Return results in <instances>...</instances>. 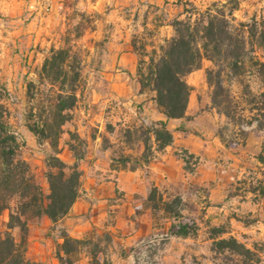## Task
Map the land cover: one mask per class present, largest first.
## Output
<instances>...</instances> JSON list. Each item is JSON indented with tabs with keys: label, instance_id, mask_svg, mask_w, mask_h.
<instances>
[{
	"label": "rangeland",
	"instance_id": "1",
	"mask_svg": "<svg viewBox=\"0 0 264 264\" xmlns=\"http://www.w3.org/2000/svg\"><path fill=\"white\" fill-rule=\"evenodd\" d=\"M175 1L0 0V94L9 110L8 120L19 134V158L29 162L46 194L50 193L46 171L51 155L72 164L77 155L84 154L85 159L90 146L96 142L104 146L115 143L117 154L113 165H116V160L124 159L118 139L124 138L127 144L135 146L139 140L149 137L151 121L143 120V124L137 114L125 119L117 112L119 102L113 97L111 78L122 68L121 54L127 48L133 49L139 64L144 57L142 53L152 51L153 43L157 47L165 44L159 36L154 37L156 31L147 23L167 17L171 9L176 11ZM221 1L229 2V7L239 4L235 16L237 21L247 24L244 31L249 40L246 69L235 75L227 67L223 72L224 84L231 99L242 106H249L248 100L255 99L263 107L264 123V67L257 62H264V0ZM187 2L191 8L192 3ZM212 2L207 0L204 5ZM58 48H67L76 56L75 67L80 71L77 101L72 109L64 111L71 117L63 124L62 117L57 115L58 86H52L42 77L46 59ZM202 68V72L187 76L188 82L192 79L200 83L192 86L199 89L198 96L194 92V99L201 104L199 111H217V134L222 130L230 139L237 130L233 131V125L225 129L229 118L214 106V86L207 79V70H217L219 66L205 58ZM136 73L138 77V70ZM257 126L255 122L246 127V139L237 148L226 146L232 155L227 161L225 175L229 182L225 200H218L217 196L210 198L215 182L198 184L188 178L193 172H187V179L166 188L169 194L179 193L193 205L191 213L199 224L196 235H171L172 219L162 210L152 209L146 198L140 196L134 203V214L126 215L123 227L113 231L115 241L106 248L102 263L247 264L242 256L216 247L218 239L233 236L255 251L251 264H264V195L256 190L261 182L264 184V126L260 129ZM148 144L152 154L153 144L151 141ZM83 159L79 160L80 168L85 163ZM195 161L194 158L192 163ZM137 163L135 159L132 166ZM122 194V190L116 191L118 197ZM112 204H115L114 198L109 200L110 207L101 224L88 221L81 235L75 237L112 231L109 227L117 220ZM85 216L91 219V211ZM44 217L29 221L27 256L35 264H60L57 244L63 241L65 231L74 235L69 232L67 219L42 230ZM147 219L152 220L156 229L152 234L142 235L140 228L143 229ZM14 234L17 239L21 238L19 228L14 229ZM79 264H89L88 258L83 257Z\"/></svg>",
	"mask_w": 264,
	"mask_h": 264
},
{
	"label": "trees",
	"instance_id": "2",
	"mask_svg": "<svg viewBox=\"0 0 264 264\" xmlns=\"http://www.w3.org/2000/svg\"><path fill=\"white\" fill-rule=\"evenodd\" d=\"M237 9L239 4L229 7V2L223 3L221 0L212 2L206 9L192 4L191 8H185V18L173 20L175 33L165 44L142 53L144 57L138 66L142 90L155 92L157 105L167 117V120L152 121L150 135L145 139V159L151 156L148 145L151 134L155 137L158 151L173 144L175 135L168 121L186 116L193 90L187 76L202 68L205 58L215 61L219 66L217 70H207L208 82L214 86L213 104L229 118L225 129L233 125V131L237 130L230 139L224 131L219 130L218 135L223 143L228 148H237L246 139V127L255 122L259 129L264 126L261 117L263 107L255 99L248 100L249 106L234 102L224 84V70L229 67L233 74H242L249 57V40L244 31L247 24L237 21ZM76 60V56L71 55L67 48L53 49L42 68L43 79L52 86H58L56 106L57 115L62 117L61 124L71 117L69 112L64 111L72 109L77 101L80 71L75 67ZM257 62L264 67V62ZM246 111L250 114L245 115ZM8 114L9 110L0 94V264H35L27 256L29 221L47 216L57 223L69 214L81 195L82 171L79 160L84 158V154L77 155L72 164L58 155L49 157L46 177L50 193L46 194L29 162L19 158V134L9 122ZM42 132L46 133V130L42 129ZM240 135L244 137L241 139L238 137ZM180 154L185 162V170L194 172L199 157L185 149ZM194 158L196 161L192 163ZM256 190L264 195V184L261 182ZM146 201L152 209L162 210L172 219L169 226L171 235L189 237L198 233L199 224L191 213L193 205L181 194H169L154 186ZM16 228L21 231L20 239L14 234ZM115 237L113 231L102 235L95 232L84 238L65 231L63 241L57 244L56 256L60 264H79L83 257L88 258L89 264H108L106 261L102 263V255L114 243ZM215 245L220 251L242 256L247 264L255 260V251L233 236L222 237L215 241Z\"/></svg>",
	"mask_w": 264,
	"mask_h": 264
},
{
	"label": "crops",
	"instance_id": "3",
	"mask_svg": "<svg viewBox=\"0 0 264 264\" xmlns=\"http://www.w3.org/2000/svg\"><path fill=\"white\" fill-rule=\"evenodd\" d=\"M187 1L201 9L208 7L205 6L207 0H176V11L171 9L166 14L167 17L147 23L155 29V38L159 36L160 40L166 43L174 35L172 20L187 14L185 13V8L188 7ZM152 46L156 44L153 43ZM119 64L122 68H119L111 78L114 90L112 94L119 102L117 104L119 115L128 119L137 114L143 124V120L151 122L167 120L157 105L155 92L151 91L150 94V90H142V84L136 73L139 66L138 59L131 47L121 54ZM202 70L203 68H200L188 76H194L195 72H202ZM189 83L193 87L200 86V83L193 82L192 79ZM194 92L198 96L199 89H193L186 116L168 121V126L175 135L173 144L158 151L155 137L151 134L149 141L153 146L152 154L148 159L144 158L147 149L144 140H139L135 146H132L127 144L124 138L118 139L122 144L121 156L124 159L116 160V165H113L115 154H117L114 148L115 143L104 146L96 142L90 146L88 156L83 159L85 163L81 166L83 172L81 195L69 214L62 219H67L71 234L80 236L88 221L101 224L106 219L111 198L115 201L111 207L116 208L117 220L109 228L114 232L119 231L123 227L124 217L134 214V203L137 197L147 199L154 186L166 191V188L178 180L187 179L185 162L180 154L183 149L199 157L196 170L188 178L195 180L198 184L214 181L215 185L210 198L213 199L216 196L218 200L227 198L229 177L225 174L228 171L227 161L232 153L217 134L219 114L214 109L199 111L201 104L194 99ZM135 159L138 163L132 166ZM118 190L123 191L121 197L116 195ZM88 211L92 213L91 219L85 218V213ZM44 221L45 226L41 228L42 230L50 224H55L47 216L44 217ZM143 225V229L140 228L142 235L154 233L156 228L152 220H145Z\"/></svg>",
	"mask_w": 264,
	"mask_h": 264
}]
</instances>
